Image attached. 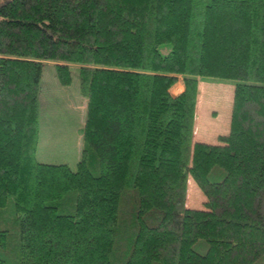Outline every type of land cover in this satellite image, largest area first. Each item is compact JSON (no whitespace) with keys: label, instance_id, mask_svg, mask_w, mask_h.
Returning a JSON list of instances; mask_svg holds the SVG:
<instances>
[{"label":"trees","instance_id":"trees-1","mask_svg":"<svg viewBox=\"0 0 264 264\" xmlns=\"http://www.w3.org/2000/svg\"><path fill=\"white\" fill-rule=\"evenodd\" d=\"M47 60L86 97L74 169L35 156ZM203 76L235 83L199 176ZM0 264H264V0H0Z\"/></svg>","mask_w":264,"mask_h":264},{"label":"rangeland","instance_id":"rangeland-1","mask_svg":"<svg viewBox=\"0 0 264 264\" xmlns=\"http://www.w3.org/2000/svg\"><path fill=\"white\" fill-rule=\"evenodd\" d=\"M169 48V43L159 45V50L162 53H166ZM77 71V66L70 64L71 83L63 86L59 82L62 87L56 92L52 87V83L58 84L54 63L45 61L42 65L38 97L39 133L35 152L36 159L42 162L65 163L71 169L75 168L81 154L82 128L86 110L85 107H80L82 105L81 98L85 96L79 90ZM234 83V79L213 76H203L198 82L192 137L194 147L190 160V166L192 169L194 168L196 175L200 176L202 173L205 176L210 166L223 164V148L226 145L218 140L217 135L227 133L229 129ZM182 84V76L178 75V81L173 85ZM60 118L62 125L67 124L70 128L67 136L64 137H59L58 131L55 134L56 123ZM76 142L77 144L72 147ZM78 144H80L79 147ZM76 147L79 149L78 154L75 153ZM204 149H206L205 152ZM197 153L205 157L198 158ZM196 179L195 176L189 175L186 201L193 207H202L206 196L198 186Z\"/></svg>","mask_w":264,"mask_h":264},{"label":"crops","instance_id":"crops-1","mask_svg":"<svg viewBox=\"0 0 264 264\" xmlns=\"http://www.w3.org/2000/svg\"><path fill=\"white\" fill-rule=\"evenodd\" d=\"M47 61H49V60H47ZM45 62V61H44ZM52 62V61H51ZM53 63V62H52ZM41 78H42V76H41ZM178 81V80H177ZM59 85H60V83H59V81L57 82ZM58 84H53L52 83V87H53V91H59V88L60 87H62L61 85L59 86ZM64 86V85H63ZM183 89V84L182 85H179V86H174V85H172L171 86V88H170V91H171V93L172 94H176V93H178L180 90H182ZM39 94H40V92H39ZM81 100L83 101H81V106L80 107H85L86 108V97H84V98H81ZM57 124V126H56V130H55V134H56V131H58V134H59V137H64V136H67V133L69 132V129L70 128H68V125L67 124H64V125H62V119L60 118V119H58V123H56ZM58 124H60L61 126H59ZM64 126V127H63ZM78 143H79V141H78ZM77 144V142L76 143H74L73 145H72V147H74L75 145ZM79 145L80 144H78V147H79ZM79 149L76 147L75 148V153H79V151H78ZM77 156V155H76ZM192 157V156H191ZM79 159V158H78Z\"/></svg>","mask_w":264,"mask_h":264}]
</instances>
